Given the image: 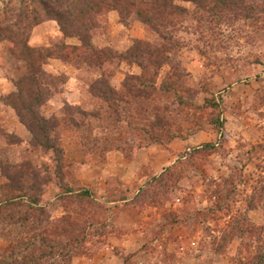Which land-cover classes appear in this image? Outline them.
<instances>
[{"label":"rangeland","instance_id":"1","mask_svg":"<svg viewBox=\"0 0 264 264\" xmlns=\"http://www.w3.org/2000/svg\"><path fill=\"white\" fill-rule=\"evenodd\" d=\"M177 4L186 8L188 15L172 34L179 44L175 64L185 75L181 78L183 88L191 92H179L185 100L184 107H179L174 99L156 97V101L171 109L172 130L185 135L188 125L199 121L203 124L207 119L206 112L195 106L213 98L224 122L222 135H216L207 127L192 136L183 149L175 146L173 154L172 143L162 146L141 142L142 149L136 159L125 160L119 152L113 151L100 164L96 157H84L78 135L63 128L61 146L68 166L64 182L94 192L98 204L105 209L96 212L100 215L94 216L93 222L99 225L87 235L84 254L73 258L72 264H123L122 257H126V264L246 263L255 255L259 241H264V0L246 1L257 9L251 18H233L229 13L215 18L192 4ZM107 18L103 35L92 40V45L98 49L122 53L135 40L156 41L157 36L139 22L126 28L120 24L116 12H110ZM50 24L45 29L33 30L29 40L31 47L77 44L73 39L64 38L55 22ZM7 47V43H0V126L20 142L7 145L0 138V162L30 161L41 170L42 166L51 169L50 155L30 147V134L19 124L16 114L4 105V97L13 86L12 80L23 72L22 64L8 55ZM44 72L64 83L62 95L41 108L47 118L60 117L64 102L75 106L74 99L85 96L91 82L83 74L84 69L77 71L76 67L61 63H49L44 66ZM168 72V67L159 72L158 84H162ZM128 73L139 75L140 71L136 66L121 65L111 78L112 85L119 88ZM187 114L188 120L184 122ZM174 141L178 144L181 140ZM209 143L216 145L215 152L204 157L183 158V167L177 171L180 176L177 184L174 178H167L164 185H144L146 179L159 176L184 152L191 153ZM256 146L263 147L254 149ZM139 175L143 178H138ZM113 180L120 184L115 185ZM108 181L120 190L124 186L122 191H127L129 203L109 205L104 186ZM3 183L0 176V185ZM144 187L148 191L142 204L134 206L131 200ZM55 195L52 186L47 187L43 195L53 219L63 214L53 199ZM251 198L253 209L249 203ZM244 216L248 221L242 228L250 233L242 240L234 237L221 256L215 255L213 249L222 244L223 233ZM72 217L81 225L88 223V216L73 214ZM174 217L177 224L173 223ZM116 239L126 241L128 249L116 247ZM7 246L0 237V252Z\"/></svg>","mask_w":264,"mask_h":264},{"label":"trees","instance_id":"2","mask_svg":"<svg viewBox=\"0 0 264 264\" xmlns=\"http://www.w3.org/2000/svg\"><path fill=\"white\" fill-rule=\"evenodd\" d=\"M246 1L214 0L209 4L207 0H0V43L8 44V55L22 64L23 70L12 80L15 90L6 95L3 102L30 134V147L50 155L52 163L51 169L42 166L41 170L30 161L0 162V176L4 180L0 185V237L8 243L0 252V264H72L73 258L84 254L87 235L99 225L94 224L93 218L100 215L96 212L105 209L98 204L96 194L78 184L71 186L64 182L68 166L61 146L63 128L78 135L84 157H96L100 164L113 151L119 152L125 160H134L142 149L141 142L166 146L176 139L185 141L207 127L216 135H222L224 122L213 98L195 106L206 112L207 119L203 124L199 121L188 125L187 133L183 135L172 130L171 109L161 106L156 97L174 99L179 107H184L185 100L179 92H191V89L183 88L181 78L185 75L175 64L179 44L172 34L188 15V10L177 3L192 4L200 12L215 18L224 13L233 18H251L257 9ZM110 12H116L120 24L126 28L139 22L157 36L156 41L135 40L122 53L94 47L92 40L103 35ZM46 22H55L61 35L77 44L31 47L29 40L33 30ZM51 60L74 66L77 71L84 69L83 74L91 82L78 105L64 102L60 117L47 118L41 108L52 98L62 95L64 84L44 72V66ZM121 65L136 66L140 73L126 74L120 87L115 88L111 78ZM164 67H168L169 72L162 84H158L159 72ZM187 116L184 122H187ZM0 138L7 145L20 142L1 126ZM260 147L263 146L254 149ZM216 150V145L209 143L191 153L186 151L159 176L146 179L144 185H164L167 178H174L177 184L180 180L177 171L183 167V158L204 157ZM113 181L115 185L120 184L118 180ZM49 186L55 188L53 199L63 213L57 219L51 217L43 202ZM105 188L109 203H129L126 190L114 188L110 181ZM147 191L145 187L141 188L131 200L132 204L140 206ZM249 203L251 206L253 198ZM73 214L88 216V223L79 224ZM247 221L244 216L229 226L221 236L222 244L213 249L215 255L221 256L234 237L242 240L250 233L242 228ZM173 223H178L177 218H173ZM121 260L126 264V257ZM237 262L264 264V241H259L255 255L246 263Z\"/></svg>","mask_w":264,"mask_h":264},{"label":"crops","instance_id":"3","mask_svg":"<svg viewBox=\"0 0 264 264\" xmlns=\"http://www.w3.org/2000/svg\"><path fill=\"white\" fill-rule=\"evenodd\" d=\"M50 23H52V22H46V23H43V24H41V25H39V26H37L36 28H38V27H40L41 29H45V27H47V26H49V25H51ZM31 40V39H30ZM31 46V45H30ZM33 47V46H32ZM35 47V46H34ZM49 63H55L56 65H57V63H61L60 61H57V60H51ZM62 64V63H61ZM47 66V65H46ZM14 87L12 86V88L10 87L9 88V90H10V92H8V94L9 93H11V92H13L14 91ZM77 91V93L79 94V92H78V90H76ZM78 97V98H77ZM76 98H75V95H74V104H76V105H78L79 103H80V101H81V96H77ZM66 101H69V100H66ZM191 139V137L189 138V139H186L185 141H180L178 144H176L175 143V141L174 142H172V144L170 145V149H171V152L173 151V149H174V147L175 146H180V147H182V149H183V147H185V145H188L187 143L189 142V140ZM139 153H140V151L137 153V155H136V157H135V159L137 158V156L139 155ZM172 154H173V152H172ZM175 155V154H174ZM142 169V166L139 168V170H141ZM144 169V168H143ZM138 178H140V179H142L143 178V176H141V175H139V177ZM106 184H107V182H105L104 183V186L106 187ZM101 199H103V195H102V197H100ZM127 198H128V195H127ZM127 201H129V198L127 199ZM117 203H119V202H116V203H110L109 205H114V204H117ZM120 203H126V202H120ZM115 224V223H114ZM117 241H115L114 242V245L116 246V247H123V249H128L127 248V246H126V241H123V240H118V239H116ZM122 261V260H121Z\"/></svg>","mask_w":264,"mask_h":264}]
</instances>
